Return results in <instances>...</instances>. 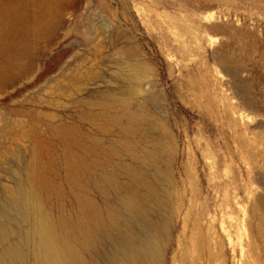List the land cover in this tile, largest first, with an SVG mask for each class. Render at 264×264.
Returning a JSON list of instances; mask_svg holds the SVG:
<instances>
[{
    "label": "rangeland",
    "instance_id": "rangeland-1",
    "mask_svg": "<svg viewBox=\"0 0 264 264\" xmlns=\"http://www.w3.org/2000/svg\"><path fill=\"white\" fill-rule=\"evenodd\" d=\"M23 4L22 50L0 53V204L39 149L56 221L77 215L76 192L123 212L125 192L99 181L138 176L169 199L162 264L205 251L208 228L224 247L231 235L228 264L263 249L264 0Z\"/></svg>",
    "mask_w": 264,
    "mask_h": 264
},
{
    "label": "bare ground",
    "instance_id": "bare-ground-1",
    "mask_svg": "<svg viewBox=\"0 0 264 264\" xmlns=\"http://www.w3.org/2000/svg\"><path fill=\"white\" fill-rule=\"evenodd\" d=\"M7 1L12 3L14 12L11 15L5 6ZM11 1L0 0V15L4 19L0 21V53L5 55L22 50L32 18L24 0ZM40 155V150L36 149L29 172L31 181H18L8 201L0 204V214L19 227L9 228L8 223L0 221V264H31L30 260L32 264H92L88 253L92 257L104 254L107 264H162L164 237L170 226L168 197L141 177L130 181L109 177L99 181L100 188L104 194L109 188L125 192L123 212L105 211L92 196L76 192L77 215L59 222L46 207V199L54 185ZM259 202L264 208V196H260ZM208 229L211 245L204 251L202 240L197 242L196 254L192 257L187 251L183 252V264H212L213 261L228 264L231 235L227 237L229 245L224 247L217 235ZM258 234L264 241V221L258 227ZM262 245L263 249L259 250L251 240L248 252L243 249L238 257V264H264ZM233 247V257H237L234 244Z\"/></svg>",
    "mask_w": 264,
    "mask_h": 264
}]
</instances>
